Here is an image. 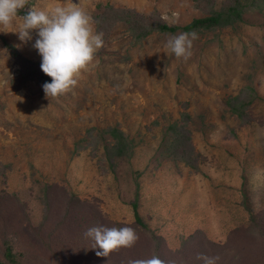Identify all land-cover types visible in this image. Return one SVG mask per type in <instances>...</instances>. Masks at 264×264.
Here are the masks:
<instances>
[{
    "label": "rangeland",
    "instance_id": "obj_1",
    "mask_svg": "<svg viewBox=\"0 0 264 264\" xmlns=\"http://www.w3.org/2000/svg\"><path fill=\"white\" fill-rule=\"evenodd\" d=\"M193 1L71 0L92 17L101 11L98 3H108L180 27L202 14ZM223 1L214 0V7ZM68 3L28 0L25 7L48 11ZM242 18L195 32L187 60L165 47L187 32L134 40L127 25L116 22L73 90L52 99L44 83L22 78L0 40V259L5 240L20 253V264H129L153 257L163 264H203L198 253L219 257L216 264L255 259L259 244L246 227L250 213L264 221V4ZM22 23L17 15L12 30ZM0 36L42 62L32 47L35 30L26 44L17 33ZM247 85L255 99L246 107L250 119L241 123L226 100ZM183 112L196 170L161 150L165 127ZM111 127L126 138L120 156L107 152ZM72 196L82 208L55 225ZM134 197L161 241L157 253L149 232L135 224ZM94 224L132 227L138 239L98 257L84 235Z\"/></svg>",
    "mask_w": 264,
    "mask_h": 264
},
{
    "label": "trees",
    "instance_id": "obj_2",
    "mask_svg": "<svg viewBox=\"0 0 264 264\" xmlns=\"http://www.w3.org/2000/svg\"><path fill=\"white\" fill-rule=\"evenodd\" d=\"M263 4L264 0H224L219 8H215L214 0H194L193 7L202 13L201 16L193 18L188 24L180 27L176 24L166 23L155 13L152 14L151 18H147L146 16L129 8H119L108 3H98L97 8L101 11L94 14L93 20L97 27H106L102 32L104 41L108 38L110 27L119 21L127 25V29L134 40H141L153 32H173L176 29H180L184 32L192 33L233 26L235 23H238L243 19L242 15L245 12L256 7L259 8V6ZM28 11L29 9L25 7L19 11L18 15L23 17ZM0 40L2 45L10 54L12 60L18 64L19 73L24 80H37L41 83L51 82V77L42 72L40 62L32 61L21 55L16 47L6 41L3 36H0ZM254 99V88L247 85L244 86L237 94L230 96L226 100V104L230 113L239 118L241 123H246L250 119L247 115L248 112L246 111V107H248ZM186 117H188V115L183 112L179 121L175 120L165 127L163 136L164 143L161 150L167 152L164 153L166 158L176 161H184L196 170L197 166L194 160L193 147L190 142V133L189 130L186 129ZM106 132L113 139L112 145L106 147L108 154L122 155L125 148L127 149L125 144L126 138L123 132L117 127L108 128ZM190 160L193 162L190 163ZM48 200L47 197H45V204L47 209L50 210V215L52 206ZM74 200L75 203H73ZM78 203L79 202L76 198L74 199L73 196L70 197L67 200V204L64 206V213L62 214L61 219H59L55 225L66 223V219L68 217H71L74 212V214L78 213V211L82 208V206L80 204L78 205ZM131 204L134 211L135 224L141 229L149 232L150 238L154 243L155 252H159L161 241L153 234L152 231H150L151 229H149L148 225L143 222L142 218L138 214L136 197H134ZM250 218L251 222L246 227V233L255 238L256 242L259 244V250H257V257L255 259L245 263L239 262L238 264H264V221L262 220V214L250 213ZM90 227L91 225H87L84 229L87 230ZM3 245V260L0 259V264H20L22 261L21 255L20 253L14 252L9 240H5ZM157 258L160 260L159 257Z\"/></svg>",
    "mask_w": 264,
    "mask_h": 264
},
{
    "label": "clouds",
    "instance_id": "obj_3",
    "mask_svg": "<svg viewBox=\"0 0 264 264\" xmlns=\"http://www.w3.org/2000/svg\"><path fill=\"white\" fill-rule=\"evenodd\" d=\"M28 0H0V32H13L26 44L33 39L35 30L37 38L33 48L42 57L40 68L51 77L42 87L47 98H57L73 90L83 70L92 64L95 54L103 47V33L94 28V20L84 9L69 0L65 6H55L45 10L30 9L23 16V23L15 31L11 25L20 10L24 9ZM197 34L181 33L170 37L165 47L177 58L187 60L192 55L193 41ZM84 235L94 243L92 248L98 257H108L110 253L121 247H132L138 235L132 227H105L103 225L88 228ZM198 260L203 264H216L219 257H210L198 253ZM129 264H163L158 258L147 260H131Z\"/></svg>",
    "mask_w": 264,
    "mask_h": 264
}]
</instances>
